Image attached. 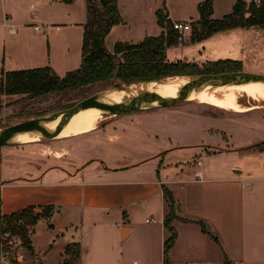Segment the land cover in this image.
Here are the masks:
<instances>
[{
  "label": "crops",
  "instance_id": "crops-1",
  "mask_svg": "<svg viewBox=\"0 0 264 264\" xmlns=\"http://www.w3.org/2000/svg\"><path fill=\"white\" fill-rule=\"evenodd\" d=\"M8 1L13 5L12 8L4 9L2 5L0 12V76L1 71L42 66H49L57 75L63 76L79 67L83 25L86 20L85 0H27L25 4L20 0ZM200 1L202 0H196L195 8ZM117 4L122 22L112 26L106 37L113 34L116 42L138 43L144 37L152 36L147 33L146 25L139 17H134L133 25L127 27L129 22L122 13L120 0H117ZM167 14L171 21L175 20L169 12ZM4 17L12 20L11 24L15 28L32 26L41 34H37L33 41L11 42L6 38L9 33L2 26ZM197 18L198 13L193 20ZM55 22H59L60 27ZM17 33L15 30L13 35ZM218 33L202 41H186L168 47L167 60L194 62L198 65L216 61L214 55L210 57V52L203 43ZM196 46H200V49L195 48ZM170 50L174 57L179 58L169 60L167 54ZM238 53L235 59L244 63L247 52H241L240 49ZM9 59L12 69H8L7 65L5 67ZM86 136L83 134L66 138L69 141L67 146L52 149L51 154H45L46 152L34 146L20 153L9 151L10 146H4L6 152L1 153L0 160L1 213L8 215L26 207L40 212L43 206H52L50 215L58 220L66 218V221L58 225L52 224L50 231L56 237L59 235V246L70 241L78 242L81 257L90 251V247L83 241V221L91 212L101 210L108 200L118 198L127 202L126 198L130 193H137L133 189V184L137 186L133 183V178L138 177L140 172L151 173L152 178L155 177L151 183L153 188L143 192L142 200L148 198L150 202L153 195L159 200V204L149 208V211L157 214V222L151 230L158 235L161 249L167 237L163 226L166 206L161 185L169 187L178 204V218L172 222L177 237L168 252L169 264H222L224 255L231 264H264V177H244L242 174L245 171L236 166L230 167L233 176H228L217 169L211 170L209 164L206 165L197 157L196 159H201L203 173L202 179L198 180L194 176L198 168L186 169V166L177 161L182 157L183 150L206 153L208 159H215L226 155L229 148L194 143L189 139L177 142V145L171 143L166 148L157 146L156 154L134 161L128 156L101 148L99 144L84 139ZM118 137L117 134L100 135L95 140L99 143L104 139L111 143ZM22 144L32 145L31 142ZM201 145L217 149L211 152L208 147ZM18 159H24V163L21 168L16 169ZM141 162L145 164L142 165ZM180 218L192 221L184 222ZM72 220L80 222L75 225ZM195 221H201L207 231L217 238V243L202 233ZM133 231L134 227L131 225H117L118 241L124 242ZM29 238L33 245L30 234ZM50 239L51 237L48 242ZM62 251L63 249L61 253ZM174 251L180 252L182 256L172 258Z\"/></svg>",
  "mask_w": 264,
  "mask_h": 264
},
{
  "label": "rangeland",
  "instance_id": "rangeland-1",
  "mask_svg": "<svg viewBox=\"0 0 264 264\" xmlns=\"http://www.w3.org/2000/svg\"><path fill=\"white\" fill-rule=\"evenodd\" d=\"M20 1L23 4L28 2L27 0ZM245 1L250 2L249 0ZM234 2L235 0H213L211 18L220 19L223 15L230 13ZM195 3L196 0H120L122 13L129 22L126 26L131 27L134 17H139L145 23L147 33L152 36L157 35L160 29L155 13L157 9L169 12L172 19L189 22L191 25L197 14ZM2 5L4 9L13 6L8 0H0V12ZM7 22L12 23V20L7 19ZM55 23L60 27L59 22ZM16 30L17 35L6 36L11 42L16 40L33 41L37 34H41L40 31H35L32 26L17 27ZM5 32L8 33L7 28H5ZM115 40L113 34L104 39V47L107 51H112ZM203 46L210 52V57L214 55L215 60L220 58L221 60H236L235 57L239 55V50L241 49V52L245 50L247 55L244 63L240 62L241 71L264 74V27L255 26L222 31L204 42ZM195 48L200 49V46ZM15 51V54L18 55L17 50ZM167 56L169 60L179 58L178 56L174 57L171 50L168 51ZM10 60H8V64L5 63V67L7 65L8 69L13 67L9 63ZM205 65L201 63L198 66L199 70L201 71ZM183 70V73L172 76H186L189 80L197 76L190 73L193 70L191 67ZM157 80L123 83L112 78L109 81L96 82L68 93L47 94L35 98L2 96L0 97V130L9 125L52 115L72 106L84 97L101 94L113 88V83L123 88L122 86L131 84L139 86ZM190 102L182 100L166 107L133 109L111 115L96 124L65 136L41 138L33 142L31 140L28 142H31L32 145L28 146H23L22 143L12 139L5 146H10L9 151L17 153L25 152L29 147L34 146L38 150L46 152L45 154H51L52 149L67 146L69 141H66V138L86 134L84 139L99 144L101 148L138 161L146 155L151 157L156 154L157 146L166 148L171 143L177 145V142L190 139L194 143L227 147L230 151L225 152L224 156L208 159L206 153L183 150L181 151L182 157L177 161L180 162V165L186 166V169L198 168L192 165V160L199 157L206 165H210L211 170L217 169L228 176H233L230 167L236 166L245 171L242 174L244 177H264V152L249 149L252 145L264 141V103L248 105L247 102L242 101L245 105L227 106L205 104L200 101ZM115 134L119 137L114 142L108 143L104 139L99 143L96 142V138H99L100 135L112 136ZM201 147H208L211 152L217 149L206 145H201ZM4 152H6V148L1 146L0 156ZM23 161L24 159L17 160L16 169L23 166ZM140 164L143 165L145 162ZM129 178L131 179V177ZM154 178L151 173L140 172L138 177L133 178V183L137 184V186L133 184V189L137 190V193L135 191L133 194L130 193L126 198L127 202L114 198L103 204L101 210L91 212L81 227L83 241L90 247V251L87 254H82L75 264H162L163 249L159 247L158 235L156 236L155 232L151 230L157 222V214L149 211V208L159 204V200L154 195L150 202L148 198L142 200L143 192L152 190L151 183ZM167 188L169 189V187ZM175 206H178L176 201ZM34 212L39 213L38 210ZM50 214L41 213L38 221L27 227L28 239L30 241V234L34 245L33 247L31 244L32 251L26 249L25 244L18 236L8 231L0 232V259L22 255L21 261L12 259L9 264H63L67 258L64 254L66 244L59 246L60 237L58 234L56 237L50 228L53 226L52 224H62L66 218L58 220ZM73 220L71 222L75 225L80 222V220H76V222ZM119 224L134 227L133 233L124 242H119L117 238V225ZM49 237L51 239L48 242ZM72 242L76 241L68 243ZM48 243L50 244L48 245ZM61 249H63L62 253ZM181 256L180 252L172 253V258Z\"/></svg>",
  "mask_w": 264,
  "mask_h": 264
},
{
  "label": "trees",
  "instance_id": "trees-1",
  "mask_svg": "<svg viewBox=\"0 0 264 264\" xmlns=\"http://www.w3.org/2000/svg\"><path fill=\"white\" fill-rule=\"evenodd\" d=\"M212 5L213 0H202L197 4L198 18L191 22L190 42L202 41L214 33L230 29L264 27V0H259L258 4L253 1L247 3L245 0H236L231 12L220 19L211 18ZM85 9L86 20L83 25L79 67L63 76L57 75L49 66L1 71L0 97L35 98L47 94L68 93L112 78L123 83L157 80L181 74L184 72L183 69L188 67L193 69L190 72L193 75L241 71V63L238 60L208 61L204 63L206 65L201 71L199 65L194 62L168 61L166 49L178 45L179 40L167 12L162 9H157L155 12L157 24L161 28L158 35L146 36L138 43L117 41L112 51H107L104 47L106 35L112 26L122 22L117 0H85ZM251 148L259 152L264 151V141L249 147ZM161 190L166 206L163 226L167 232L163 243L162 264H169L168 252L177 237L172 222L178 218L175 212L178 206H175L173 195L165 185H161ZM52 210V206H43L39 213H35L32 207H26L5 215L1 213L0 195V232L8 231L18 236L26 249L32 251L27 227L34 225L41 213L45 212L49 215ZM180 220L192 221L185 218ZM195 222L198 223L202 233L217 243V238L207 231L201 221ZM64 254L67 258L63 264H75L80 257L79 243L66 244ZM222 264H231L225 255Z\"/></svg>",
  "mask_w": 264,
  "mask_h": 264
},
{
  "label": "bare ground",
  "instance_id": "bare-ground-1",
  "mask_svg": "<svg viewBox=\"0 0 264 264\" xmlns=\"http://www.w3.org/2000/svg\"><path fill=\"white\" fill-rule=\"evenodd\" d=\"M188 80L189 79L186 76H172L157 81L143 83L139 86H135L134 84L122 86L123 89L121 90L111 88L101 93V98L106 102L118 103L125 97L134 95L137 93V91H139L153 98V103H155L162 98L176 96L179 88L186 84ZM185 100L227 106L245 105L242 103V101L247 102L248 105L253 103L262 104L264 103V82H248L221 86L207 85L198 91H191ZM111 115L117 114L103 116L102 112L96 108H89L79 111L78 113L71 116L62 126V128L53 136L68 135L87 126L96 124ZM57 122L58 118L51 122H42L39 126L53 130ZM40 139L41 138L39 134L30 132L20 133L13 137V140L19 143L28 142L31 140L33 142Z\"/></svg>",
  "mask_w": 264,
  "mask_h": 264
},
{
  "label": "water",
  "instance_id": "water-1",
  "mask_svg": "<svg viewBox=\"0 0 264 264\" xmlns=\"http://www.w3.org/2000/svg\"><path fill=\"white\" fill-rule=\"evenodd\" d=\"M248 82H264V74L246 71L200 74L191 78L186 84L182 85L179 88L176 96L162 98L155 103H153V98L143 92L127 96L118 103L106 102L101 98V94H94L52 115L39 117L34 120L25 121L2 128L0 130V147L7 145L17 134L25 132L37 133L40 135V138H50L62 128V126L71 116L78 113L79 111L89 108H96L102 112L103 116H107L109 114H120L133 109L166 107L176 102L185 100L191 91H198L207 85L221 86ZM112 85L113 88L118 90L123 89L120 86H116L114 83ZM57 118L58 122L53 130L39 126L42 122H51Z\"/></svg>",
  "mask_w": 264,
  "mask_h": 264
},
{
  "label": "built area",
  "instance_id": "built-area-1",
  "mask_svg": "<svg viewBox=\"0 0 264 264\" xmlns=\"http://www.w3.org/2000/svg\"><path fill=\"white\" fill-rule=\"evenodd\" d=\"M249 1H253L256 4L259 3V0H249ZM171 25H172V28L177 32L179 43H183V42L189 41L190 30H191V25H190L189 22L172 20L171 21ZM2 26L4 28H7V31H8L9 34H14L15 33V30H16L15 25L11 24V23H8L7 19H5V17L3 19ZM34 28L37 29V27H34ZM194 164H195L196 167H198V170H196L194 172V176L198 180H201L202 177H203V173H202V170H201V165H202L201 159L194 160ZM12 259L17 260V261H21L22 260V255H17L15 258L14 257L13 258H1L0 259V263L1 264H9Z\"/></svg>",
  "mask_w": 264,
  "mask_h": 264
},
{
  "label": "flooded vegetation",
  "instance_id": "flooded-vegetation-1",
  "mask_svg": "<svg viewBox=\"0 0 264 264\" xmlns=\"http://www.w3.org/2000/svg\"><path fill=\"white\" fill-rule=\"evenodd\" d=\"M84 98H86V97H84ZM84 98H83V99H84Z\"/></svg>",
  "mask_w": 264,
  "mask_h": 264
}]
</instances>
